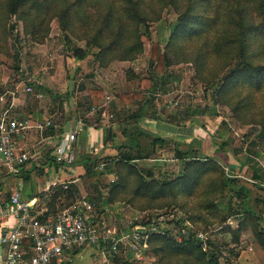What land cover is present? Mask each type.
Listing matches in <instances>:
<instances>
[{
    "label": "rangeland",
    "instance_id": "1",
    "mask_svg": "<svg viewBox=\"0 0 264 264\" xmlns=\"http://www.w3.org/2000/svg\"><path fill=\"white\" fill-rule=\"evenodd\" d=\"M173 19L174 12L170 7L161 8L159 19L148 24L150 39L163 41ZM8 23L11 27L7 26V46L0 49V110L7 108L15 117H26L31 121L44 120L46 118L42 117L48 116L47 119L55 124L50 128L53 135L69 129L74 118H78L82 132L85 126H89L94 138L85 154L102 157L115 153V148L110 146L113 140L124 142L128 147L134 145L135 139L145 142L143 134H135L139 117L134 120L130 115L141 105L144 107L142 116H154L178 127H189L194 134L191 140H179L183 141L180 144L173 142L176 139H169L159 146L152 158L136 160L134 165L142 170H151L154 178L162 180L174 177L180 168V161L173 157L174 149L185 150L186 153L197 149L204 155L213 156L224 165L225 171L234 172L238 183L245 186L244 201L253 211L254 219L250 218L246 225L239 226V221L245 215L242 212L240 215H228L220 221L227 201L236 206L239 202L240 195L227 189L222 195L213 196L219 203L209 212L200 211L202 217L195 219L194 223L187 218L189 213L199 211L194 200L185 199L183 202L179 198L172 201L145 197L127 200L126 191L123 195L108 199L107 187L103 183L115 179V175L97 174V179L90 182L82 168L77 171L80 172L78 177L68 182L76 185L75 197H88L87 189H92L95 184L96 191H99L95 200L96 210L114 231H130L134 222L145 226L152 220H160L162 233L178 238L186 230L183 226L186 225L195 230L202 248H213L217 264H264V248L259 243V237H264V150L256 147L258 154L250 155L261 167L260 179H253L245 165L240 170L232 171L230 165L237 166L238 161L247 155L245 139L249 136L252 123L240 121L228 106L212 100L211 88L206 87L195 74L194 63L171 55V61L162 74L163 82L159 84L160 79L156 78L153 92L138 99L132 98L126 106L119 95L139 90L140 77L150 73L145 57L148 44H144L143 50L132 59L113 58L101 65L92 58L96 49L86 46L83 39L62 31L55 19L49 21L46 35L40 41H34L24 33L21 21L13 16ZM75 48L87 50L86 55L77 58L73 54ZM27 85L29 90L24 89ZM91 86L101 89V96L93 104V109L86 98L87 88ZM192 105L205 110L204 113L188 115L187 109ZM125 107L126 112L122 114L120 109ZM112 130L117 134L115 139L111 137ZM26 135L27 143L33 145L30 149L31 163L29 159L22 167L31 165L30 171L34 170L33 175L41 178L43 184L44 171L53 165L50 157H53L56 137L49 138L47 143L45 140L39 141L42 134L39 135L34 128L28 129ZM102 136L105 137L104 142ZM76 141L73 142V160L78 153ZM43 152L46 153L44 157L41 156ZM124 169L121 167V172ZM131 177L134 181V175ZM49 178L45 177L46 185ZM9 183V176L0 173V184L8 187ZM46 191H37L42 200L44 194H48ZM103 256L100 248L91 244L77 248L70 255V260L74 264H149L156 259L148 243L138 253L121 244L116 253L105 255L107 262Z\"/></svg>",
    "mask_w": 264,
    "mask_h": 264
},
{
    "label": "trees",
    "instance_id": "2",
    "mask_svg": "<svg viewBox=\"0 0 264 264\" xmlns=\"http://www.w3.org/2000/svg\"><path fill=\"white\" fill-rule=\"evenodd\" d=\"M163 7L171 8L174 19L169 23L163 41L150 39L148 24L159 19ZM11 16L21 21L23 32L34 41H40L46 35L49 21L55 19L62 31L83 39L86 46L94 47L92 58L101 65L113 58L132 59L143 50L144 44H148L145 57L150 73L140 77L139 90L119 95L126 106L132 98L138 99L153 92L156 78L160 79L159 84L163 82L162 74L171 61V55L194 63L195 74L206 87L211 88L212 100L228 106L240 121L252 123L245 139L247 155L238 161L237 166L230 165L232 171L245 165L253 179L261 178V167L250 155L258 154L256 147L264 150V0H0L2 50L7 46V26ZM86 53L87 50L79 48L73 52L77 58L84 57ZM13 55L15 59L16 55ZM100 96L98 87L87 88L89 106L96 104ZM143 108L139 105L136 112L130 113L134 120L144 114ZM126 109H120L121 113ZM204 111L194 105L187 109L188 115ZM137 128L135 134H143L145 142L135 139L131 147L124 142H114L113 155L89 157L80 152L69 163L57 162L50 157L51 163L72 168L74 172H69L75 175L71 179L78 177L80 172L77 171L81 168L90 182L97 179V174H114L115 179L103 183L108 189V199L126 191L127 200L133 197L172 201L179 198L183 202L185 199L194 200L199 211L187 215L193 223L202 217L200 211L209 212L219 203L214 200V195H222L226 189L236 191L240 195L238 206L227 201L220 221L228 215H240L242 212L245 215L239 226L246 225L250 218L254 219L253 211L244 201L245 186L238 183L234 172L225 171L224 165L213 156L204 155L197 149L189 153L173 150V157L180 161V168L172 178L158 180L152 176L151 170L137 168L134 161L152 158L159 146L169 140ZM173 142L180 144L183 141ZM121 167L125 168L123 172ZM24 174L23 179H27L28 175ZM75 186V183H68L66 187L48 185L44 201L36 192L37 216L44 219L67 206L75 198ZM87 190L86 198L93 202L96 210L95 200L99 191H96L95 184ZM91 192L96 196L93 197ZM183 226L186 230L178 238L166 233L148 235L147 243L156 256L149 264H217L213 248H202L195 230ZM259 243L264 248V237H259Z\"/></svg>",
    "mask_w": 264,
    "mask_h": 264
},
{
    "label": "built area",
    "instance_id": "3",
    "mask_svg": "<svg viewBox=\"0 0 264 264\" xmlns=\"http://www.w3.org/2000/svg\"><path fill=\"white\" fill-rule=\"evenodd\" d=\"M24 89L29 90V86ZM49 127L55 124L47 118L31 121L15 117L7 108L0 110V173L12 179L8 198L0 200V216L13 217L12 224L0 232V244L4 248L0 264H74L70 255L77 248L91 244L100 248L106 262L105 255L116 253L121 244L134 253L144 250L150 233L163 232L160 220H152L145 226L134 222L130 231H114L84 195L76 196L67 206L40 219L36 210L38 198L20 195L17 176L31 153L29 147L17 146L16 135L30 128L41 135ZM81 132L80 121L76 120L62 133L53 146L55 161L73 160V142ZM70 181L54 179L49 185L66 187Z\"/></svg>",
    "mask_w": 264,
    "mask_h": 264
},
{
    "label": "crops",
    "instance_id": "4",
    "mask_svg": "<svg viewBox=\"0 0 264 264\" xmlns=\"http://www.w3.org/2000/svg\"><path fill=\"white\" fill-rule=\"evenodd\" d=\"M42 118H48V116H43ZM78 118H74V120L70 123V126L74 123V121H76ZM53 123V122H52ZM69 126V127H70ZM137 126H139L142 129H145L151 133L160 135L166 139H176V140H183V141H188L191 140L192 135L194 134L192 129H190L189 127L187 128L185 127H178L175 126L171 123L165 122V121H161L159 119L153 118V117H147V116H140L139 120L137 121ZM92 129V128H91ZM65 130H63L61 133L53 135L51 132L50 128L45 129L42 132V135L40 137L39 141H43L45 140V142L47 143L49 141V138L51 137H56V141L57 139L61 136V134L64 132ZM113 132V130L111 131V133ZM193 133V134H192ZM59 135V137H58ZM93 133L90 130L89 126H85L83 128V132L77 137V141H78V145H77V154H79L80 152L82 153H87L88 151V147L92 146V142L94 140L93 138ZM112 137L113 139L117 138V134L112 133ZM124 135V134H123ZM123 138V137H122ZM27 135L26 132L24 133H18L16 135V144L18 147H24L27 146L29 147V149H31V147L33 146L31 143H27ZM124 140V138H123ZM76 141V142H77ZM113 143L116 141H112ZM56 143V142H55ZM28 144V145H27ZM110 146L114 149L113 144L110 143ZM50 153V152H49ZM46 153H41V156H45ZM30 159V158H29ZM29 163H31V159L29 161ZM23 166V165H22ZM31 165H28L26 168L21 167L20 169V173L17 176V180H18V189L20 191V195L22 197H31L34 196V194L37 191L40 190H45L47 189V186L49 185L50 181L52 180H64L66 178H69V180H75L77 177H73L72 179L70 177L73 176V174H71L72 171L74 172V170L72 168H70L69 166H63V165H51L50 168H48L46 171H44L43 173V184H42V179L38 178L36 175L34 176V170H31ZM25 170V171H24ZM22 173V174H21ZM27 174V179H22L21 180V175L23 174ZM24 174V175H25ZM110 175V174H108ZM49 176V183L46 185V179L45 177ZM10 183L8 187H4L3 185L0 184V200H6L8 198L10 189H11V183H12V179L10 178ZM68 180V179H67ZM112 180V179H109ZM25 181L27 182V185H25ZM43 185V186H42ZM36 197V196H35ZM13 222V217L10 215H1L0 216V232H2L3 230L7 229ZM3 246L0 244V261L2 259V254H3Z\"/></svg>",
    "mask_w": 264,
    "mask_h": 264
}]
</instances>
